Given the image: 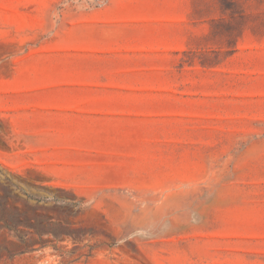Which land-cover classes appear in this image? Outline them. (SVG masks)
<instances>
[{"label": "rangeland", "instance_id": "obj_1", "mask_svg": "<svg viewBox=\"0 0 264 264\" xmlns=\"http://www.w3.org/2000/svg\"><path fill=\"white\" fill-rule=\"evenodd\" d=\"M0 264H264V0H0Z\"/></svg>", "mask_w": 264, "mask_h": 264}]
</instances>
